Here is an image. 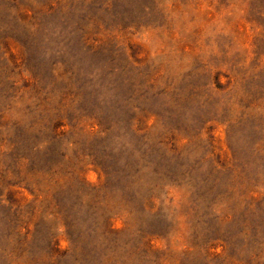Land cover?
<instances>
[{"label":"rangeland","instance_id":"rangeland-1","mask_svg":"<svg viewBox=\"0 0 264 264\" xmlns=\"http://www.w3.org/2000/svg\"><path fill=\"white\" fill-rule=\"evenodd\" d=\"M59 159L146 264H264V0H0V264H100L66 189L40 255Z\"/></svg>","mask_w":264,"mask_h":264},{"label":"trees","instance_id":"trees-1","mask_svg":"<svg viewBox=\"0 0 264 264\" xmlns=\"http://www.w3.org/2000/svg\"><path fill=\"white\" fill-rule=\"evenodd\" d=\"M62 156V155H61ZM63 157L65 155L63 154ZM64 163L59 159L55 161L56 168L53 171L46 172L37 182L41 186L36 191L34 202L40 201V204H46L41 213V227L45 231V246L40 249L41 256L68 255V249L61 250L59 241L56 239V230L52 218H55L53 211L48 212L52 198L51 195L61 191L68 190L67 194L72 204L77 206L78 211H84L80 217V225L75 228V219L71 222H64L68 239L75 248L87 247L97 256L100 264H146L151 262L150 247L148 243L145 248L135 241V237L129 236L125 239L123 235L114 230L111 224L113 215L106 196L102 195L101 190L90 183L76 179L75 181L63 173ZM62 165V166H61ZM58 168V169H57ZM145 166L137 163L136 169L131 178L135 182H141L145 175ZM7 174V172H6ZM161 181L152 179L147 183L149 193L162 189ZM35 193V191H32ZM139 192V189H137ZM40 196H42L41 199ZM150 203V202H149ZM153 208V207H151ZM22 210L18 212V217L22 215ZM74 228V229H73ZM29 230L22 233L19 228L15 233V247L23 244L28 239Z\"/></svg>","mask_w":264,"mask_h":264}]
</instances>
